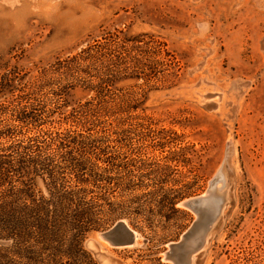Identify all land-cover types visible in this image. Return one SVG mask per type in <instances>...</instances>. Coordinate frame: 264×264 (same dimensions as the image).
Listing matches in <instances>:
<instances>
[{
	"label": "rangeland",
	"instance_id": "rangeland-1",
	"mask_svg": "<svg viewBox=\"0 0 264 264\" xmlns=\"http://www.w3.org/2000/svg\"><path fill=\"white\" fill-rule=\"evenodd\" d=\"M105 40L93 68L130 72L111 86L125 106L110 110L100 145L119 186L110 183L111 201L126 216L86 236L93 264H172L169 245L197 219L181 203L216 177L226 202L192 264H264V0H0V105L12 111L45 73L47 90L57 89L59 60ZM91 94L76 87L66 100L74 107ZM55 101L44 98L49 109ZM20 131L14 140H27ZM118 221L137 232L134 246L99 238Z\"/></svg>",
	"mask_w": 264,
	"mask_h": 264
},
{
	"label": "trees",
	"instance_id": "trees-1",
	"mask_svg": "<svg viewBox=\"0 0 264 264\" xmlns=\"http://www.w3.org/2000/svg\"><path fill=\"white\" fill-rule=\"evenodd\" d=\"M123 44L127 42L120 48H127ZM110 46L105 40L97 46L100 50L88 47L59 60L56 68L64 83L57 89L47 90L45 73L25 84L12 111L11 102L0 105V141H7L0 143V264H93L84 248L86 236L125 218L111 201L117 190L109 185L118 183L102 166L108 161L100 145L106 121L116 117L110 110L125 106V100L112 96L111 86L130 72L93 68L104 61ZM76 87L92 94L73 107L66 94ZM48 95L56 98L50 109L44 102ZM120 124L117 118L115 137ZM46 125L60 127L46 131ZM23 127L30 136L14 140L24 134L19 133ZM38 180L43 190L37 189Z\"/></svg>",
	"mask_w": 264,
	"mask_h": 264
},
{
	"label": "water",
	"instance_id": "water-1",
	"mask_svg": "<svg viewBox=\"0 0 264 264\" xmlns=\"http://www.w3.org/2000/svg\"><path fill=\"white\" fill-rule=\"evenodd\" d=\"M219 181L217 177L214 178L204 196L181 203V206L193 211L197 215V219L178 242L169 245V250L165 253V260L172 264H192L194 257L202 252L217 229L226 202L224 193L221 188L217 187ZM100 236L109 241L111 246L117 248L134 246L138 239L137 232L125 221H118L113 228L101 233ZM86 244L89 248L96 246L92 240L87 241Z\"/></svg>",
	"mask_w": 264,
	"mask_h": 264
},
{
	"label": "bare ground",
	"instance_id": "bare-ground-1",
	"mask_svg": "<svg viewBox=\"0 0 264 264\" xmlns=\"http://www.w3.org/2000/svg\"><path fill=\"white\" fill-rule=\"evenodd\" d=\"M228 162V161H227ZM222 175V174H221ZM205 195V194H204ZM204 195H202V196H204ZM99 238L101 239V240H103V241H106L107 243H109V241H107V240H104L100 235H99ZM107 258H108V256H107ZM109 261H106V264H110V263H112L113 261H112V259L110 260V259H108ZM108 262V263H107Z\"/></svg>",
	"mask_w": 264,
	"mask_h": 264
}]
</instances>
